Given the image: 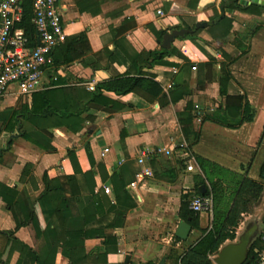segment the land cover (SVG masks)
Instances as JSON below:
<instances>
[{
	"label": "crops",
	"instance_id": "0c3cea01",
	"mask_svg": "<svg viewBox=\"0 0 264 264\" xmlns=\"http://www.w3.org/2000/svg\"><path fill=\"white\" fill-rule=\"evenodd\" d=\"M62 5L66 38L87 32L91 46L89 56L101 66L94 80L87 83L90 90L118 75L138 74L131 58L142 64L150 50L162 48L159 42L162 38L151 30L150 25L165 32L174 28H192L198 21L211 22L213 16L222 13L221 0H62ZM179 8L186 13H179L176 10ZM224 15L233 19L227 45L213 39V29H221L220 26L197 28L194 39H176L170 55L151 69L166 93L176 81L187 83L191 89L187 99L167 104V99L162 98L150 104L134 93L118 96L113 91L108 92L107 96L130 108L111 111L91 108L83 114L85 123L79 132L65 127L51 129L52 136L42 135L41 140L53 149H45L23 136L14 137L9 143L11 133L0 129V190L26 193L35 199L44 190L43 176L48 173L50 178L60 180L65 194L70 196V185L64 179L76 173L67 152L70 149L77 154L81 169L76 173L77 185L83 194H89L93 185L84 173L93 172L95 193L104 201L107 210L87 228L105 233L86 240L90 254L88 262L82 264H158L162 257H166L165 264H179L180 257L203 235L202 230L193 228L187 240L175 239L176 227L183 220L179 216L183 193H193L198 179L206 174L210 178L205 180L207 190L212 181L220 182L225 189H235L242 177L262 180L264 14L261 17L250 15L232 4ZM250 31L256 32L249 36ZM228 56L236 57L230 68L254 109V120L230 128L197 119L195 127L200 134L190 146L196 166L192 172L186 170L190 162L182 160L179 154L171 157L160 154L152 160L146 159L143 165L139 164L137 160L144 150L166 146L169 138L180 131L178 116L186 111L190 100L203 108V113L222 101L220 63ZM210 57L216 62L208 77V69L203 64L209 62ZM58 73L68 84L79 78H88L77 62ZM202 81L205 84L200 89L198 86ZM14 99L3 101L7 103ZM143 169H150L153 175L144 177L136 187H130L135 172ZM122 182L126 183L124 188ZM201 185L204 184L198 188ZM104 186L109 187L110 192H106ZM131 202L136 206L126 208L124 224L112 229L117 212ZM16 207L18 220L24 223L26 217L20 196ZM255 214L263 220L256 223L261 227L259 230L258 225L252 243L259 238L263 227L264 193L260 204L255 207ZM211 225L210 214L200 213L199 226L206 230ZM15 226L13 215L0 196V264H39L28 252H23V244L35 249L30 228L22 226L14 231ZM236 233L240 236L239 227ZM11 237L17 240L12 241ZM109 237L116 238L115 244L107 243ZM234 241H227L224 245ZM104 255L107 263L102 258ZM216 255H212L213 258ZM54 264H69V261L58 253Z\"/></svg>",
	"mask_w": 264,
	"mask_h": 264
},
{
	"label": "trees",
	"instance_id": "16d2710c",
	"mask_svg": "<svg viewBox=\"0 0 264 264\" xmlns=\"http://www.w3.org/2000/svg\"><path fill=\"white\" fill-rule=\"evenodd\" d=\"M232 4L250 15L261 17L264 14V4L243 5L240 0H221L222 13L213 16L209 25L221 27V29H213V39L223 46L227 45L229 41L233 20L228 16L226 17L224 13L227 7ZM33 9L34 0H24V14L20 26L25 29L27 34L34 37ZM176 10L181 14L186 13L180 8ZM150 28L159 38L163 37L165 31L156 30L152 25ZM255 32L250 31L248 34L251 36L250 34L253 35ZM188 38L194 39V32L188 34L185 39ZM116 42L120 44L119 41L116 40ZM90 52L89 37L85 31L77 37L66 38L64 42L57 45L51 53L53 66L49 70L51 74L48 86L34 92L29 104L23 103L18 109L15 107L0 109V123H4L3 129L10 132L12 138L23 136L45 149H53L49 143L46 144L41 140L42 135L52 136L51 129L65 127L70 131L79 132L85 123L83 114L91 108L109 111L130 108L129 105L123 104L118 99L107 96L106 93L108 92L113 91L118 96L134 93L150 104L162 98L167 99V104H175L180 100L187 99L191 94L189 85L183 81H176L172 85L171 91L166 93L164 85L156 79V74L151 69L171 53L170 49L163 47L150 50L147 60L142 64H138L135 58H131L132 64L138 70L137 75H118L96 84L95 89L90 90L87 83L94 80L96 71L101 67L89 56ZM209 59V62L203 64L208 69V77L213 69V64L216 62L214 57ZM185 60L189 61L188 59ZM235 60L236 57L228 56L220 63L219 92L222 101L214 110L206 111L202 121L210 120L231 128L243 122L254 120V109L230 68ZM75 62L81 65L88 78H79L68 84L58 72ZM204 84L205 82L202 81L198 87L203 89ZM178 117L181 131L190 148L200 134L199 129L195 127L199 114L196 112L194 101L190 100L186 111L179 114ZM9 143H12V139ZM67 152L75 172H81L76 151L70 149ZM1 154L0 151V156ZM263 171L264 165L261 170V181L248 176L242 177L229 199L225 193L226 189L222 187L220 182H210L211 188L208 187L204 193L212 194L214 198V212L210 229L203 230L199 226L200 213L192 211L189 207L191 196L194 193H201L198 185H205V180H210L209 176L206 174V177L199 178L200 181L198 179L193 193H183L179 216L187 221L191 227L202 230L203 235L180 257L179 264H213L210 256L216 255L227 241H234L237 237L236 230L244 214L252 212L261 202L264 193ZM76 173L64 177L67 184L70 185V196L65 194L60 180L50 178L48 173L43 176L45 188L35 199L26 193L20 194L16 191L7 193L5 190H0V196L5 200L7 208L15 220L14 231L22 226H28L33 233L35 249L23 244V252H28L33 260L39 264H54L58 253L65 256L69 264L86 263L90 254L87 251L86 240L103 236L105 233L103 230L87 228L88 224L98 216L105 214L107 210L104 201L95 193L93 172L84 173L88 182L93 181L89 194H83L79 190ZM122 186L124 188L126 183L122 182ZM117 189L115 188L118 192ZM19 196L21 208L26 217L24 223L18 220L16 210ZM125 205V209L117 212L115 221L111 226L112 229L124 224L126 208L133 209L136 206L133 202ZM175 239L181 240L177 236ZM10 240L16 241L17 238L11 237ZM115 242L116 238L109 237L107 243L115 244ZM261 247L259 238L251 244L249 264H256L257 251ZM102 258L107 263L106 255ZM146 264L153 263L148 262Z\"/></svg>",
	"mask_w": 264,
	"mask_h": 264
},
{
	"label": "built area",
	"instance_id": "2783aa9c",
	"mask_svg": "<svg viewBox=\"0 0 264 264\" xmlns=\"http://www.w3.org/2000/svg\"><path fill=\"white\" fill-rule=\"evenodd\" d=\"M24 14V0H0V101L7 98L30 97L34 92L48 86V79L53 66V49L66 40L64 31V10L62 0H34L32 22L35 36L27 34L20 26ZM216 106H211L212 111ZM202 121L203 108L195 105ZM165 154H179L181 159L189 161L186 170L192 172L196 166L181 128L178 135L169 138L163 147L146 149L138 158V163L145 164L146 159ZM150 169H143L135 174L129 185L136 187L146 176H152ZM106 192L109 187L104 186ZM190 209L197 213H213L212 194L194 193L190 198ZM261 249L257 251L256 264H264V221L259 234ZM213 258V256H210Z\"/></svg>",
	"mask_w": 264,
	"mask_h": 264
},
{
	"label": "water",
	"instance_id": "95a60500",
	"mask_svg": "<svg viewBox=\"0 0 264 264\" xmlns=\"http://www.w3.org/2000/svg\"><path fill=\"white\" fill-rule=\"evenodd\" d=\"M260 2L264 4V0H240V3L244 5ZM208 25L209 21L204 20L198 21L193 28H174L171 31H166L163 34L162 39H159L161 47L170 49L176 39L186 38L188 34L193 33L197 28H203ZM10 139H12V136ZM262 176L264 178V171ZM199 188L203 194L207 191V187H205V185H201ZM253 226L254 229H247L240 235L238 241L224 245L213 258V262L215 264H249V249L258 232V225L255 224ZM176 228L175 235L183 241L188 239L193 229V227H191V225L185 220H181ZM165 261L166 257H162L158 264H165Z\"/></svg>",
	"mask_w": 264,
	"mask_h": 264
},
{
	"label": "rangeland",
	"instance_id": "374dc122",
	"mask_svg": "<svg viewBox=\"0 0 264 264\" xmlns=\"http://www.w3.org/2000/svg\"><path fill=\"white\" fill-rule=\"evenodd\" d=\"M29 101L31 103L32 100V96L30 97H19V98H15L13 101H8L7 103H4V101H0V109H2V106L4 107H18L21 106L25 101ZM26 102L29 104V102ZM4 127V123H0V129H2ZM179 132L176 131V133H174V135H178ZM235 178V177H234ZM238 178V177H237ZM236 179V178H235ZM235 179H233L232 181H234ZM232 188H227L225 191L227 198H230V195L233 193ZM214 212V209H213ZM213 218V213L210 214V219ZM263 218L259 217L258 215L255 214V209L252 210V212L247 213L243 216L242 220L239 223V228H240V234L241 235L248 227L249 225L253 224V223H258V222H262ZM259 225V224H258ZM261 225H259V230H260ZM240 236H237V238L235 240H239Z\"/></svg>",
	"mask_w": 264,
	"mask_h": 264
},
{
	"label": "flooded vegetation",
	"instance_id": "af4514ba",
	"mask_svg": "<svg viewBox=\"0 0 264 264\" xmlns=\"http://www.w3.org/2000/svg\"><path fill=\"white\" fill-rule=\"evenodd\" d=\"M249 226H250V227H249L250 229H254V226H253V225H249Z\"/></svg>",
	"mask_w": 264,
	"mask_h": 264
}]
</instances>
